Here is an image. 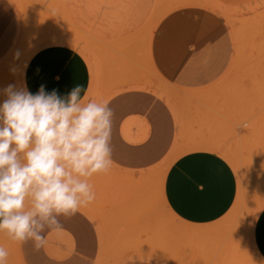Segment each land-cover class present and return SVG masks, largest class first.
<instances>
[{"label":"rangeland","instance_id":"obj_1","mask_svg":"<svg viewBox=\"0 0 264 264\" xmlns=\"http://www.w3.org/2000/svg\"><path fill=\"white\" fill-rule=\"evenodd\" d=\"M8 1L17 36L0 60V89L23 88L31 57L42 48L66 45L97 68L98 78L109 80L111 71L113 80L123 84L127 73L143 76L180 120L181 138L156 168L109 169L88 179L95 199L81 209L98 226L96 264H264L253 241L254 224L264 208V0L243 7L217 0ZM191 7L210 10L225 21L234 55L213 85L184 91L154 70L149 50L160 22ZM105 93L110 92L103 87L90 98L103 103ZM5 98L0 93V102ZM175 98L179 105H173ZM193 151L220 154L239 179L231 212L205 227L179 221L165 198L170 166ZM31 209L27 197L25 210ZM4 232L0 246L9 253L14 239Z\"/></svg>","mask_w":264,"mask_h":264},{"label":"crops","instance_id":"obj_2","mask_svg":"<svg viewBox=\"0 0 264 264\" xmlns=\"http://www.w3.org/2000/svg\"><path fill=\"white\" fill-rule=\"evenodd\" d=\"M217 1L243 7L253 0ZM16 36L13 7L8 0H0V60ZM151 42L152 67L177 90L210 87L226 72L234 55L225 21L203 8H183L169 14L158 25ZM115 76L110 71L109 80L107 76L98 78L97 68L92 69L79 51L66 45L48 46L37 51L25 66L22 87L36 93L43 85L46 92L55 89L64 97L75 84H81L87 89L86 96L81 93L83 103H102L90 98L91 93L103 87L109 90L104 96L114 112L110 169L156 168L181 138L180 120L167 99L159 96L160 90L150 86L143 76L127 73L123 84H117ZM173 105H179L176 98ZM238 194L239 179L233 167L215 152L193 151L180 156L170 166L165 180V198L171 213L192 227L209 226L225 218ZM56 218L62 225L59 230L41 221L45 223L41 235L47 241L42 248L35 249L32 239L24 243L14 240L8 247L6 264H96L101 251L97 223L81 208L74 216ZM4 231L0 230V234ZM253 241L264 261V208L256 218Z\"/></svg>","mask_w":264,"mask_h":264},{"label":"clouds","instance_id":"obj_3","mask_svg":"<svg viewBox=\"0 0 264 264\" xmlns=\"http://www.w3.org/2000/svg\"><path fill=\"white\" fill-rule=\"evenodd\" d=\"M82 92L81 84L64 97L43 85L36 93L0 89V230L20 243L32 239L37 250L47 243L45 223L59 230L57 216H74L94 201L88 179L113 164L114 112L107 101L83 103ZM8 255L0 246V264Z\"/></svg>","mask_w":264,"mask_h":264},{"label":"bare ground","instance_id":"obj_4","mask_svg":"<svg viewBox=\"0 0 264 264\" xmlns=\"http://www.w3.org/2000/svg\"><path fill=\"white\" fill-rule=\"evenodd\" d=\"M120 35V34H119ZM20 36V35H19ZM151 41V40H150ZM152 43V42H151ZM219 150V149H218ZM259 256V255H258Z\"/></svg>","mask_w":264,"mask_h":264}]
</instances>
